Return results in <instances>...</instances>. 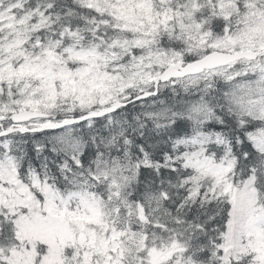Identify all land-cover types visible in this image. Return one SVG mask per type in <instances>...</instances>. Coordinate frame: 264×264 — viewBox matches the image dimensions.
Instances as JSON below:
<instances>
[{"label":"snow or ice","instance_id":"1","mask_svg":"<svg viewBox=\"0 0 264 264\" xmlns=\"http://www.w3.org/2000/svg\"><path fill=\"white\" fill-rule=\"evenodd\" d=\"M0 264H264V0H0Z\"/></svg>","mask_w":264,"mask_h":264}]
</instances>
